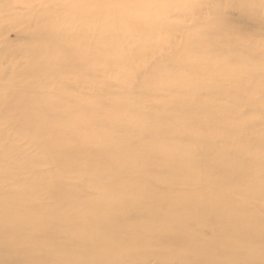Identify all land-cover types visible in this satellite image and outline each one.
<instances>
[{
  "label": "rangeland",
  "instance_id": "rangeland-1",
  "mask_svg": "<svg viewBox=\"0 0 264 264\" xmlns=\"http://www.w3.org/2000/svg\"><path fill=\"white\" fill-rule=\"evenodd\" d=\"M169 2L177 8L167 10ZM241 2L252 0H70L67 16L68 0H0V9L6 5L12 10L7 16L0 11V97L9 94L29 103L35 96L50 101L52 116L81 114L86 130L64 120L59 135L82 136L87 147L97 130L139 124L137 111L148 122L158 117L143 140L117 146L118 179L115 171L86 176L78 163L62 161L68 152L53 154L46 144L34 145L19 135L10 141L14 146L8 145V136L20 126L8 128L3 122L0 264H264V145L255 147L253 141L264 142V78L255 68L262 56L264 18L241 10ZM119 4L126 18L143 30V43L129 38L118 23L110 27L113 47L103 40L106 51L89 54L98 56L93 62L100 69L96 79L71 56L56 71L47 68L37 78L31 76L39 51H51L55 41L66 46L70 33L88 45L98 38L95 30L82 35L67 26V20L80 16L78 10L91 7L99 20L112 16ZM188 7L199 11L189 13ZM19 15L26 16V23H15ZM40 15L45 24L35 19ZM217 15L223 16L221 35ZM207 23L214 28L208 30ZM163 26L171 27L173 35H156ZM53 27L62 32L54 39ZM196 29L206 33L192 41ZM221 36L225 40L217 42ZM185 52L188 58L180 63ZM201 61L210 66L197 71ZM218 71L239 81L226 84L214 76ZM251 71L254 77H248ZM55 77L62 93L52 90ZM190 81L198 83L199 98L176 86L180 82L189 87ZM111 103H123L117 110L121 125L101 128L95 121L112 112ZM95 104L101 108L97 113ZM189 134H194L190 141ZM174 146L181 152L183 146L190 147L185 160L196 173L202 170L204 180L190 179L193 170L182 169L176 160L174 172L163 171L161 165L169 167L167 160L171 163L179 150ZM165 147H173L171 156ZM236 164L241 176L234 175ZM170 174L173 180L166 178ZM115 182L119 187L113 200L92 199L98 186ZM168 191L176 192V208L154 216L158 198ZM91 203L99 213L71 220L70 215L87 211ZM107 248L113 250L109 255Z\"/></svg>",
  "mask_w": 264,
  "mask_h": 264
},
{
  "label": "bare ground",
  "instance_id": "bare-ground-1",
  "mask_svg": "<svg viewBox=\"0 0 264 264\" xmlns=\"http://www.w3.org/2000/svg\"><path fill=\"white\" fill-rule=\"evenodd\" d=\"M137 1V0H132ZM167 10H172L171 8H177L174 3H168ZM124 7L119 4L115 5L113 7L112 16L105 15L101 19L98 20V16L96 13H94L93 9L91 7H84L77 11V13H80V16L77 19L74 20H67V26H70L74 30L80 32L82 35L85 34L86 31L95 30L98 33V38L94 40V43L91 45H95L97 49H94L91 45H88L86 43V40H82L79 38L78 35H72L74 33H70L71 35H68V43L65 44L66 46L60 45L57 41H55V46L52 47L51 51H39L38 56V65L35 67V74H31L32 77L37 78L45 69H49L51 72L56 71L57 67H59L61 64H65L66 61L69 60L70 56L73 57L77 61V66L81 68V70H87L91 69L94 74V79H96L97 75L100 72V69H98L93 62H96L98 59V56H92L89 55L91 52H96L98 50L106 51L102 46L103 40H106V45L110 44V47H113L115 44V35L114 32L111 30V26H114L115 24L122 23L124 25L125 30L127 31V34L129 38L135 39L141 43H143V37L144 32L141 29H137L135 27L134 23L126 18ZM241 10H245L246 13H248L251 16H259V14L263 15L262 8H264V1L262 0H252L251 4L242 3L240 5ZM65 11L67 13V16L71 12V3L70 0H68L67 5L65 6ZM0 11H6L7 14H4V16L10 15L11 11L10 9H7L6 5L3 6ZM186 11H190L189 13L196 14L199 9H195L192 7H188ZM76 13V14H77ZM212 14L214 12L212 11ZM217 20V28L218 33L221 25V21L223 19L222 15L215 16ZM44 16L40 15L36 17L35 19L40 21V23H44ZM1 21V20H0ZM16 22H22L26 23V16L17 17L15 20ZM13 21V22H14ZM136 23V22H135ZM208 30L213 29L214 27L210 25V23H207ZM67 29V28H66ZM51 33H53L52 38L54 39L57 34H62V32L57 31L56 27H53L51 29ZM77 32V33H78ZM76 33V34H77ZM205 31H198L197 29L193 32L192 36L190 37L193 39L192 41H197L201 39L202 36L205 35ZM156 35H173V31L171 27H161L160 31ZM221 35V34H220ZM52 39V40H53ZM225 39L221 36L217 39V42H222ZM190 42L186 41V45ZM78 45V49H76V46ZM44 45H39L38 48L43 47ZM241 47V46H240ZM262 50V56L260 61L255 65L256 70L263 71L259 72L260 75L264 78V44L261 46ZM243 49V47H241ZM110 50H108L109 52ZM132 52V51H130ZM139 56H143L142 51L137 52ZM78 54H81V57H79ZM88 54V55H87ZM87 55V56H86ZM86 56L84 59L83 57ZM90 58V59H86ZM188 58V52L183 53L180 57V63H184L185 60ZM210 66V64L205 61H201L199 65L197 66V71H200L203 66ZM207 66V67H208ZM182 70H180L179 73H177L178 77H181L183 75ZM215 77L219 78L220 80L229 83L230 75L228 73H225V71H218L214 75ZM255 71H251L248 75V77H254ZM230 82L237 83L239 79L237 78H231ZM59 79L54 78L52 85L55 87V90L59 93H62L63 90L59 88ZM190 86L188 87L187 84H180V82L177 83V87L184 86L186 95L190 97L199 98L195 94L198 92H195V89L198 87V83L194 81L189 82ZM101 92V91H100ZM195 92V93H194ZM31 102L29 103H23L20 100L17 101V98L6 94L2 95L0 97V116L2 117V121L0 122V134L2 132V123L4 122L8 128H15L17 126H20V128L14 129L10 135L8 136V145L14 146L10 144V141L14 142L13 136L19 135L21 137H24L26 139H30V142L33 141V144H46L45 149L51 153H60V152H68V156L63 159L62 161L66 164H76L78 163L81 168L80 171L82 174L86 176H102L107 171H115V176H117L118 179V168H117V160L119 158L120 149L117 147L118 145L130 142V141H140L143 140L142 138H145L149 135L150 132H152L153 127L151 125L152 119L158 118L154 115L152 117L147 118L149 121H146L143 119L142 112L137 111L135 117L139 120V124H131L129 127H123L119 128L115 131H99L93 133L90 140V146L87 147V144L82 142V136H75L70 134H60L59 135V126H61L60 122H63L64 120H67L70 124H76V125H82L83 130H86L84 126V119L81 114L75 113V112H66V113H56L54 116H52L51 108L48 109V104L50 103L49 100H43V99H37L35 96H30ZM112 105V112L106 116V117H100L98 120L95 121V124L99 125L101 128L109 129L114 124H120L118 116H117V110L120 109L123 106V103H118L116 106ZM94 110L97 113L101 108L98 107V105H94ZM133 108V106H132ZM135 109V108H133ZM51 117L52 119L46 123L42 124V120L46 121L47 117ZM186 117V116H185ZM185 120V119H183ZM181 122V119H180ZM121 125V124H120ZM140 126V128H138ZM196 132V130H195ZM245 136L248 137V133L244 132ZM194 134H189L188 139L189 141L193 139ZM137 138L139 140H137ZM155 140H160V137H156ZM254 141L255 147L260 148L262 145H264L263 141ZM192 142V141H191ZM223 148L226 149L225 146ZM174 149H179L176 153V155L171 160V163L169 160H167V164L169 167L162 166L163 171H166L168 168H174V161L176 160V165H180L183 168H191L193 171L188 175L190 179H197L200 176V179L204 180V175L202 176L203 172L202 170L195 172V168L191 166L190 163L186 162L185 157L187 152L190 150V147H184L183 146V152H181V148L175 147ZM173 147H165L166 153L168 156H171L174 152ZM184 154V155H180ZM234 175L241 176L242 170L238 166V164L234 165ZM174 172V170H173ZM168 180H173L172 175L166 177ZM187 181V180H185ZM78 187H81L78 183H75ZM119 187L118 182L113 183L112 185H101L98 186V193H95L93 195L92 199L98 200L99 202H105L108 201V199L114 198L113 190ZM83 188V187H82ZM84 191H86L84 189ZM60 196L63 197V195L60 193ZM159 203H157L155 207V211L157 212L154 214V216L160 215V217L169 215L170 212H172L176 207L174 205L176 204V192L168 191L166 193V197L160 196L158 198ZM81 199L77 200V203L80 202ZM94 202V201H93ZM90 205H93L92 203ZM97 206V205H96ZM87 211H84L79 214H72L70 215L71 220H74L78 216H84V213L88 214H96L99 213V210L97 207L87 208ZM0 217H5V213L3 211H0ZM7 219L4 218V221ZM104 252L109 255L113 252L111 249H105Z\"/></svg>",
  "mask_w": 264,
  "mask_h": 264
}]
</instances>
